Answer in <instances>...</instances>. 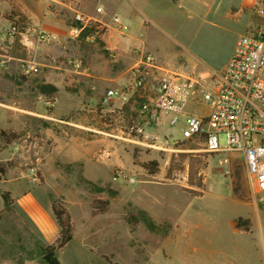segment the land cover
I'll list each match as a JSON object with an SVG mask.
<instances>
[{
	"label": "rangeland",
	"instance_id": "obj_1",
	"mask_svg": "<svg viewBox=\"0 0 264 264\" xmlns=\"http://www.w3.org/2000/svg\"><path fill=\"white\" fill-rule=\"evenodd\" d=\"M30 1L32 4L38 2ZM81 1L84 7L87 5L90 10H94L108 22H112V18L117 16L122 24H127L128 29L125 33L139 34L132 19L127 18L126 13L122 12L126 11L124 7L128 11H134V1L133 3L132 0ZM209 1L184 0L169 9L163 7V12L169 16L171 23L164 27L163 32L152 29V34H158L152 44L156 55L165 64L176 63L183 66L197 63L203 68L214 67L220 70L227 62L238 37L263 27V21L255 14L256 7L250 12H241L235 4L236 0H219L217 7L205 15ZM2 24L0 22V37L4 38L3 29L6 25ZM32 39L35 44L39 42L47 47H53L57 43L56 40L38 41L33 32ZM5 44L3 46L6 47L0 48V60L5 59L4 67L10 64V68L5 70L0 65V104L12 106L3 107L9 112L16 113L14 117L19 124L27 126L38 124L46 128V134H39L35 126L34 132H20L21 135L13 141L14 145L0 141V152L8 149L5 160L0 162V168L5 170L6 166H16L17 169L14 171L18 176L31 179V181L24 179L21 184L10 181L4 185L0 183V209L3 207L2 190L6 188L14 195H18L22 187L33 189L34 195L41 202L47 200L44 187L47 194L62 200L68 210L80 213L85 211L84 215L88 211L89 214L92 213V205L96 201L109 200L112 203L108 214L94 217L90 215L88 220L80 218L84 224L82 228L79 222L76 223L79 238L69 242L57 252V256L55 255L60 264H145L153 247H156L154 256L159 264H181L184 258L182 250L173 248L171 242L164 245L165 256L162 255L161 248L157 247L168 235L172 224L166 219L155 221L148 216L157 226L155 231L148 230L144 217L139 214L141 209L138 204L148 208L153 218L166 217L179 221L180 231H185L193 241L214 244L204 251V258L208 260L217 259V244L223 248L224 254L230 251V244L236 242L256 244L262 259L264 191L251 190L240 155L210 154L203 194L188 195L182 192V189H186L184 187L188 171L185 157L187 154L176 151L182 141L177 142L174 138L168 140V137H172V132L175 138H182L179 124L174 127L167 124L169 131L158 124H150L139 129L141 120L130 124L124 119L125 115L120 112L118 104L103 103L101 100L95 102L93 106L76 107L63 116L61 122L55 120L25 122L19 116L23 112L17 108L32 109L44 115L54 114L55 95L43 98L38 91L49 68L35 62L38 67L37 73L24 74L21 67L24 64L23 60H7L1 57L10 54V44L7 42ZM17 55H26V50L18 51ZM24 61L33 62V57L28 55ZM46 64H53V61L48 60ZM70 89L71 92H79L77 88ZM103 93L104 90L102 96ZM133 105L132 110L137 112L139 105L137 103ZM203 105L207 111L208 106ZM79 124L89 126L90 130H82L76 126ZM0 125L2 126L1 122ZM218 141L220 147H225V138L222 134L219 135ZM9 144L12 146L9 147ZM84 147L93 152L88 160L90 169L88 176L91 179L96 177L101 179L96 186L103 188L102 192L89 191L79 180L83 176L81 164L72 161L73 155L61 153L65 149L67 153L71 151L75 154ZM104 151L108 153L104 154ZM206 154L208 155L205 152L200 153V156L206 157ZM227 158L229 161H226ZM149 161L157 162V172L153 175L140 166V163ZM227 163L231 165L230 170L228 169L230 175L225 173ZM119 172H123L134 182L120 179ZM229 176L233 178L232 183L242 184V190L244 192L247 190V193L253 195L252 197L261 205L258 213L253 215L252 236L237 238L227 228L229 218L245 213L242 206L233 203L235 197L230 189ZM142 179H155L158 183H148L141 191L134 185ZM124 211L125 223L122 219ZM85 226L90 232V240L87 243H83L80 238L86 233ZM262 235L263 238H260ZM36 242H38L36 235L17 210L11 209L1 214L0 263L7 260L19 263L30 257L31 252L37 254ZM243 256L256 257L248 254Z\"/></svg>",
	"mask_w": 264,
	"mask_h": 264
},
{
	"label": "crops",
	"instance_id": "obj_2",
	"mask_svg": "<svg viewBox=\"0 0 264 264\" xmlns=\"http://www.w3.org/2000/svg\"><path fill=\"white\" fill-rule=\"evenodd\" d=\"M48 1L49 0H38L37 3L35 2V4H32L30 0H0V22L3 23L2 25L7 26L9 23H13L12 21H14L15 23L18 17L14 16V13L23 15L27 23V27L23 29V33L21 34L22 38L6 39L0 37L1 49H3V47H6L3 46L6 45L5 42L10 44V54L1 57H5L7 58V60L17 59L26 62L24 61L25 57L22 55H17V52L24 49V41L30 42L33 45V48L29 56L33 57V63L37 66V64L35 63L37 62L39 65L47 66L49 68L44 74V79H42L41 84H50L56 88V92L53 94L55 95V98H53V104L55 106V108L53 109L54 114L44 115L32 109L17 108V110L23 112V114H19V116L25 122L31 123V121H33L35 123H39L45 122L44 120H55L61 122L63 120V116L65 117L68 112H71L76 107L80 105L93 106V104L98 100L103 101L104 94L107 90L118 88L129 80V69L139 61L143 53H150L154 55L157 63L162 68L184 76L206 77L212 72L219 71L214 67H200L197 63H192L190 65L184 64L183 66L177 65L176 63L165 64V62H163L155 53V49L153 48L154 46L152 43L156 40V35L158 34H152V29L155 28L163 32L164 27L171 23L169 16L166 15L165 12H163V7L169 9L181 4L184 0H177L175 2L171 0H132V3L134 1V11H128L126 7H124V10L126 11L122 12L124 14L126 13L125 15L127 18L132 19L133 24L137 27V33H139L138 35L133 34L132 32L121 33L119 29H117V27L113 24V22L104 20L101 15L95 13L94 10H90L87 5H85L84 7L81 0H50L52 3ZM85 1L93 2L94 0ZM218 1L219 0L209 1V4L206 5L207 11L205 15L209 14L217 7ZM260 1L261 0H236L235 4L239 11L250 12L252 11V9L259 5ZM75 12H80L89 18L97 20L103 25L104 29L98 40H93L87 35L82 34L78 38L70 39L65 43L57 40V43L54 44L53 47H47L39 42H37V44L34 43L32 39L33 31H43L55 35L67 34L69 28L73 24V15ZM123 25L126 26L127 24ZM232 51L233 50H231L228 59L231 56ZM110 54L112 55L111 58L109 56ZM70 58L77 59L82 62V68L79 71H74L70 66L67 65L66 61ZM48 60L53 61V64L47 65L46 61ZM4 63L5 59H1V67H3L5 70H9L8 68H10V64L4 67ZM21 67L23 72V65ZM70 88H77L76 90L79 92H71ZM103 90L104 93L102 96ZM148 90H150V87H148ZM41 96L43 98L45 97L43 95ZM111 102L118 104L120 109L124 105L129 106L130 109H133L132 107H134V102H130L124 105H122L118 101ZM3 106L12 108V106H10L9 104H0V122L2 124V126L0 125V130L14 132L18 135H21L20 132L22 131L34 132V128L36 126L37 132L39 134H46V128H43L42 126L40 127V125L38 124L35 126H27L22 123L19 124L18 122H16L14 117L16 113L14 114L13 112H9V110L4 108ZM136 111V116L133 122L136 120H141L140 126L138 127L139 129L143 126L147 127L151 124L145 116L140 114L139 108ZM186 112L189 114L205 116L209 112V108L207 111H205L204 105L199 103L198 100H195L187 105ZM167 120V117H162L157 124L163 126V128L169 131L167 129ZM179 125V128L181 130L182 122L179 123ZM76 126L81 128L82 130H90L89 126L87 125L79 124ZM173 138L177 140V142L182 141L181 145L177 147L176 151L187 154V156H185L187 157V169L189 158L198 160L204 164L202 168L198 169V175L202 176L203 188L198 189L196 187L188 185L187 183L186 187H184L193 191H199L202 195L205 188L206 175L208 171V161L209 157L211 156L210 154H206V157L200 156V153L205 152L204 139L201 137H197L186 139L185 141H183L182 138H175L173 133L172 137H168V140ZM10 143L14 145V142ZM11 144H9V147ZM64 150L65 149H63L61 153L68 156L70 154L73 155L72 161H78L81 164V167L83 168V176H81L80 178H83L84 180L89 181L95 185L99 182V180H101L97 177L91 179L88 176V172L90 170L88 167V160L93 153L91 149L84 147L83 149H81V151L76 152V155L74 153H71V151L67 153V151ZM7 152L8 149L0 152V162L2 160H5V156L6 154H8ZM106 153L108 152L104 151V154ZM9 154L11 153L9 152ZM226 161H229V159L227 158ZM226 166L227 169L230 170L231 165L227 163ZM16 169V166H6L5 173L0 175V183L4 185L7 181H10L11 183L21 184L20 182L24 179L31 181V179L26 176H18L14 171ZM228 175H230V173ZM232 182L233 178L229 176L230 189L233 192V197H235L233 203L236 206H242L245 209V213L236 214L235 216L229 218L226 223L227 228L237 238L243 236H252L254 218L253 215L258 213L261 205L254 199V197H252L253 195L251 196L249 195V193H247V190L245 192L242 190V184L236 181V183ZM148 183L151 184L158 182L155 179H142L140 181H137L136 185L134 186H136V189L142 191L144 189V185H148ZM134 186L132 188H134ZM238 186L240 187L238 188ZM43 189L47 196V200H45L44 202H41V200H39V198L34 195L33 189L29 187H22V190L18 195H14L10 190L6 188L2 190L1 193L7 192L9 194V197L13 201L14 209L17 210L23 217V219L27 222L32 232L36 235L40 245L43 247H47L55 245L59 236V227L51 211L49 194H47V191L44 187ZM236 190L237 192H235ZM182 192L191 195L184 189H182ZM111 205L112 203L109 201L107 211L103 214H97L96 216L108 214L111 211ZM138 207L139 209L143 210L151 219H166L172 224L171 230L169 231L168 235L162 240L160 246H157L161 248V253L163 256L166 255L164 251L165 243L171 242L173 248L175 247V249L182 250L184 258L181 264H264L263 242H261L262 259L258 254V246L256 244H253L251 242L245 244L236 242L235 244H230V251L228 253L225 252L224 254L222 253L223 248L219 247L220 244H217V259L208 260L207 258H204V251L209 247L211 248L214 244L204 242L201 243L199 241L195 242L193 241V238L185 231H180L179 221L166 217L153 218L148 208L141 207L139 204ZM2 210L3 207L2 209H0V211ZM67 211L70 215L73 227V238L71 240L73 241L76 238H79V235L76 232V223L79 222L80 226H82L83 228V219L86 218L88 220L90 215L93 217L94 215L91 212L89 214V211L86 212L85 215V211L81 213L78 211L72 212L68 209ZM238 218L248 221L247 229L235 227V220ZM122 219L125 223V211L122 215ZM87 220H85V223H87ZM86 229L87 226H85L86 233L82 234V236L80 237L82 238L83 243H87L90 240V232L88 229ZM260 238H263V235ZM155 249L156 247L152 248L150 256L148 257V261L145 262V264H159L154 256ZM59 250H62V248ZM59 250H54L56 256ZM224 250L227 249L224 248ZM244 251H247L246 253L248 255L256 257H244L243 255H247ZM20 263L41 264L37 261L28 260H23L19 263H14L11 260H7L0 264Z\"/></svg>",
	"mask_w": 264,
	"mask_h": 264
},
{
	"label": "built area",
	"instance_id": "obj_3",
	"mask_svg": "<svg viewBox=\"0 0 264 264\" xmlns=\"http://www.w3.org/2000/svg\"><path fill=\"white\" fill-rule=\"evenodd\" d=\"M255 14L263 21V27L238 37L221 70L206 77L184 76L162 68L154 55L143 53L129 69V80L107 90L102 102L137 103L140 114L151 124H157L162 117H167V124L172 127L182 122V139L203 138L206 153L240 155L251 190L259 192L264 191V0L256 7ZM112 22L121 33L127 30L118 17H113ZM18 29L16 23H9L3 29L4 38L13 39ZM103 29L97 20L75 12L67 34L33 33L38 41L65 43L84 31L98 40ZM66 62L74 71L82 68L80 60L70 58ZM37 71L33 62H24V74ZM195 100L208 106L207 115L186 112L187 105ZM220 134L225 138V147L219 146ZM225 170L228 174L226 165ZM118 177L134 182L123 172Z\"/></svg>",
	"mask_w": 264,
	"mask_h": 264
},
{
	"label": "trees",
	"instance_id": "obj_4",
	"mask_svg": "<svg viewBox=\"0 0 264 264\" xmlns=\"http://www.w3.org/2000/svg\"><path fill=\"white\" fill-rule=\"evenodd\" d=\"M171 1L175 2L177 0H171ZM14 16L18 17V19L15 21V23L18 25V28H19L18 32L14 36V39H18V38L20 39V38H22L21 34L23 33V29L27 27L26 19L23 15H20L18 13H14ZM12 22H14V21H12ZM82 34L86 35V32L84 31ZM23 48L26 50V55H24V57H27L28 55H30L32 48H33V45L28 41H24L23 42ZM38 91L41 95L47 97V96L53 95L56 92V88L50 84H40L38 87ZM131 110L132 109H130V107L126 106V105H124L120 110V112L121 113L123 112L125 115L124 119L129 121L130 124H132L131 122H133V120L135 119V116H136V112L134 110H132V111ZM18 137H19V135L14 133V132H7L4 130H0V141H3L5 143L13 142ZM140 166L145 171H147L150 175H153L157 172V162L156 161H149V162H145V163H140ZM203 166H204V164L201 163L200 161L189 158L187 180H186V183L188 185L196 187L198 189L203 188L202 176L198 175V169L202 168ZM4 173H5V170L3 168H0V175H2ZM80 180H81V182H83L88 187L89 191H94V190L97 192L104 191L103 188L97 187L95 184H93L89 181H86L83 178H80ZM184 190L189 192L191 195H201V193L199 191H193L190 189H184ZM1 197L3 200V210L0 211V216L3 212H7L11 209H14L13 201L9 197V194L7 192H3ZM49 198H50V203H51V211H52L53 216L55 218V221L57 222V225L59 227V236L57 238V241H56L55 245L47 246V247H43L40 245L39 242H36V250L38 253L36 254L35 252H31L30 253L31 256L28 257L27 259H23V260L37 261L38 263L46 264L42 260V257L46 253L63 248L73 238V227H72V223H71V218H70V215L66 209L64 202L62 200H58V199L53 198L51 195H49ZM108 205H109V200L96 201L92 205V214L97 215V214L105 213L108 209ZM139 214H141L144 217V223L146 224V227L148 228V230H150V231L157 230V226L151 221L150 218H148V215H146V213L143 210L139 211ZM247 226H248L247 220H242L241 218H238L235 220V227L247 229ZM50 264H60V263L57 261L56 257H52Z\"/></svg>",
	"mask_w": 264,
	"mask_h": 264
},
{
	"label": "water",
	"instance_id": "obj_5",
	"mask_svg": "<svg viewBox=\"0 0 264 264\" xmlns=\"http://www.w3.org/2000/svg\"><path fill=\"white\" fill-rule=\"evenodd\" d=\"M55 257V251H50L48 253H46L43 257L42 260L46 263V264H50L51 263V258Z\"/></svg>",
	"mask_w": 264,
	"mask_h": 264
}]
</instances>
